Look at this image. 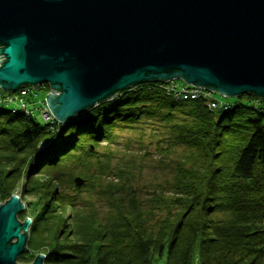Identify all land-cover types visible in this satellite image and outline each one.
<instances>
[{
  "label": "trees",
  "instance_id": "16d2710c",
  "mask_svg": "<svg viewBox=\"0 0 264 264\" xmlns=\"http://www.w3.org/2000/svg\"><path fill=\"white\" fill-rule=\"evenodd\" d=\"M40 86L45 93L48 86ZM238 97L244 102L210 109L202 99H175L160 83L145 81L76 114L57 131L21 110L0 108V150L16 157L15 164L1 168L0 197H10L29 166L22 193L43 199L26 247L48 246L38 250L46 251L43 264L67 261L65 246L55 239L54 206L44 200L45 188L55 181L50 193L63 205L92 204L82 191L110 200L109 239L91 264H149L165 248L166 264H186L196 242L200 264H264V103L251 94ZM175 112L182 114L178 123ZM143 117L172 123L168 145L184 146L187 153L175 164L168 188L139 199L133 192L120 194L128 170L113 166L111 150L99 154L97 148L114 143L116 129L133 127ZM77 175L85 180L80 187L73 182Z\"/></svg>",
  "mask_w": 264,
  "mask_h": 264
},
{
  "label": "water",
  "instance_id": "95a60500",
  "mask_svg": "<svg viewBox=\"0 0 264 264\" xmlns=\"http://www.w3.org/2000/svg\"><path fill=\"white\" fill-rule=\"evenodd\" d=\"M0 58V88L47 83L62 122L151 80L264 100V0H0ZM23 208L16 194L0 203V264H43L41 251L16 261Z\"/></svg>",
  "mask_w": 264,
  "mask_h": 264
},
{
  "label": "rangeland",
  "instance_id": "374dc122",
  "mask_svg": "<svg viewBox=\"0 0 264 264\" xmlns=\"http://www.w3.org/2000/svg\"><path fill=\"white\" fill-rule=\"evenodd\" d=\"M180 83L184 82L180 81ZM44 84L49 87L47 83ZM44 84H42L43 88L41 90H45L46 85L44 86ZM48 87L45 90L46 92L49 91ZM118 93H120V91ZM118 93L109 99L116 97ZM43 94V92H38L37 97L41 99ZM214 97L224 103H233L235 101L244 102V98L238 96H221L219 94H214ZM0 108L8 109V106L0 105ZM36 109H34L35 111L32 117L36 122L45 125L47 130L57 131L62 125H65L54 124L48 127L40 110ZM87 110L88 109L78 113V115H84ZM174 114V122H180L182 114L178 112ZM171 124L172 123L162 122L158 118L143 117L138 123L134 124L133 127L126 128L122 126L116 129L114 143L100 145L97 148L99 154L111 150L113 166L124 167L128 170V181L126 180L127 184L125 190L120 194L124 196L125 193L126 196L133 192L139 199H145L154 189H158L159 187L168 188L175 164L187 153L184 146L168 145L171 137ZM42 143L43 142H41V144ZM3 153H7V150H0V172L2 171L1 168L3 169L4 167L11 166V164H15L16 162V157L9 155L10 157L6 158L2 155ZM28 168L29 166H27L24 173L21 174L12 193L20 198L24 206L18 215L19 221L25 220L26 217L32 220L36 210L39 209L43 203V199L40 198L39 193L30 195L22 193L24 180L26 177H29V174H27ZM38 170L39 167H35L31 170L34 176L36 175L35 172H38ZM109 179L110 177L105 179V181ZM53 185L56 186L57 183L54 181L53 184L45 188L44 191L46 194H44L47 198L44 197V200H50L51 204L54 206V213H52L54 216H52L59 228L56 232L55 239L65 246L63 247L64 249H62L66 250L68 254V257H65L67 261L64 264H91L99 256L103 255L105 252V244L109 239L106 230H108L107 221L111 212L108 205L110 200L108 196L95 192L89 194L87 191H82L81 197L84 200L92 201V204L87 203L85 205L76 206L63 205L54 199V195H51L50 192L54 191ZM114 196L118 197V194ZM4 201L5 197H0V203ZM156 217H159V214L158 216L156 215ZM152 221L155 220L152 219ZM31 246L26 247L25 244V252L21 257H17V262L30 263L39 253V249H48L46 245L41 247L35 243ZM200 250L201 248L196 242L190 248L189 259L186 264H200L203 259L200 255ZM166 256L167 250L165 248L161 255L151 256L149 264H166Z\"/></svg>",
  "mask_w": 264,
  "mask_h": 264
},
{
  "label": "built area",
  "instance_id": "2783aa9c",
  "mask_svg": "<svg viewBox=\"0 0 264 264\" xmlns=\"http://www.w3.org/2000/svg\"><path fill=\"white\" fill-rule=\"evenodd\" d=\"M180 81L184 82L180 78H170L164 81L151 82L160 83V86H162L175 99H202L205 105L210 109L225 108L229 104L217 100L214 97V94H219L221 96L224 95L214 89L205 87L203 85H196L186 82L180 83ZM39 87L40 85L37 88H34L30 85H24L15 92L4 91L0 88V105H7L9 111L13 114L21 110L28 116L32 115L35 111L34 109L37 108L36 110H40L41 115L48 127H51L54 124H65L66 122L58 120L48 108L45 102V94L47 92L43 94L41 99L37 97ZM48 89V92H50L51 88L48 87ZM256 101H258V99Z\"/></svg>",
  "mask_w": 264,
  "mask_h": 264
},
{
  "label": "clouds",
  "instance_id": "9594fccd",
  "mask_svg": "<svg viewBox=\"0 0 264 264\" xmlns=\"http://www.w3.org/2000/svg\"><path fill=\"white\" fill-rule=\"evenodd\" d=\"M151 81H159V80H151ZM246 94H248V93H246ZM252 95V94H251ZM256 99H258V100H262V101H264L262 98H260V97H257V96H255V95H253Z\"/></svg>",
  "mask_w": 264,
  "mask_h": 264
}]
</instances>
